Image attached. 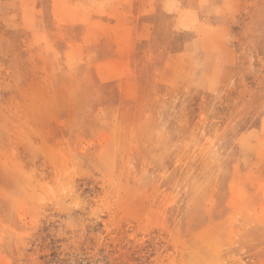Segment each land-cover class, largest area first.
<instances>
[{"label": "rangeland", "instance_id": "374dc122", "mask_svg": "<svg viewBox=\"0 0 264 264\" xmlns=\"http://www.w3.org/2000/svg\"><path fill=\"white\" fill-rule=\"evenodd\" d=\"M0 264H264V0H0Z\"/></svg>", "mask_w": 264, "mask_h": 264}, {"label": "bare ground", "instance_id": "6f19581e", "mask_svg": "<svg viewBox=\"0 0 264 264\" xmlns=\"http://www.w3.org/2000/svg\"><path fill=\"white\" fill-rule=\"evenodd\" d=\"M83 1V0H82ZM73 7V6H72ZM104 14V13H103Z\"/></svg>", "mask_w": 264, "mask_h": 264}]
</instances>
